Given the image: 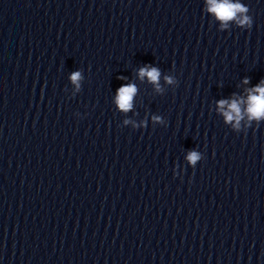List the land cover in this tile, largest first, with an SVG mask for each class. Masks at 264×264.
Returning <instances> with one entry per match:
<instances>
[{
    "label": "clouds",
    "instance_id": "9594fccd",
    "mask_svg": "<svg viewBox=\"0 0 264 264\" xmlns=\"http://www.w3.org/2000/svg\"><path fill=\"white\" fill-rule=\"evenodd\" d=\"M206 10L215 16L220 21L221 28H227L229 22H235L240 27L251 28L252 17L248 15V7L241 3L240 0H206ZM138 77L143 80L147 79L154 85L157 91L161 90L160 86V70L156 67L148 66L139 69ZM70 79L75 85L76 89L80 88V80L82 79L79 71L71 74ZM166 83L172 84L174 81L172 77H164ZM248 84L247 78L243 81ZM137 93V88L134 84L121 85L116 90V103L119 110L128 112L133 108V98ZM247 96L232 98L230 100L221 99L217 102L218 111L223 115L226 123L232 125L236 130L241 128V121L247 117L249 124L252 121L264 120V80H262L255 87L246 89ZM153 121L159 122V116H153ZM129 121H125L127 124ZM201 159L200 153L197 151H190L187 155V160L190 164L195 165Z\"/></svg>",
    "mask_w": 264,
    "mask_h": 264
}]
</instances>
